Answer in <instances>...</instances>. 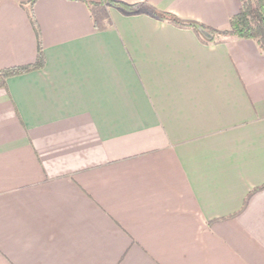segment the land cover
<instances>
[{
    "label": "crops",
    "instance_id": "crops-1",
    "mask_svg": "<svg viewBox=\"0 0 264 264\" xmlns=\"http://www.w3.org/2000/svg\"><path fill=\"white\" fill-rule=\"evenodd\" d=\"M94 1L35 0L44 64L0 86V264H264V53ZM27 5L0 0V70L35 60Z\"/></svg>",
    "mask_w": 264,
    "mask_h": 264
},
{
    "label": "trees",
    "instance_id": "trees-1",
    "mask_svg": "<svg viewBox=\"0 0 264 264\" xmlns=\"http://www.w3.org/2000/svg\"><path fill=\"white\" fill-rule=\"evenodd\" d=\"M34 1L28 0L26 10L37 39L35 60L27 64L2 68L0 70V86H5V80L8 76L37 69L44 64L39 28L33 11ZM97 3L114 6L123 14L145 13L177 27L190 28L205 43L221 42L227 39H252L264 53V0H240L239 8L230 15L228 26L225 29L207 28L195 20L181 18L144 2L128 3L122 0H99Z\"/></svg>",
    "mask_w": 264,
    "mask_h": 264
},
{
    "label": "rangeland",
    "instance_id": "rangeland-1",
    "mask_svg": "<svg viewBox=\"0 0 264 264\" xmlns=\"http://www.w3.org/2000/svg\"><path fill=\"white\" fill-rule=\"evenodd\" d=\"M91 1H94V0H91ZM91 3H96V4H99V3L95 2V1H94V2H91ZM101 4H103V3H101ZM106 5H108V4H106Z\"/></svg>",
    "mask_w": 264,
    "mask_h": 264
}]
</instances>
